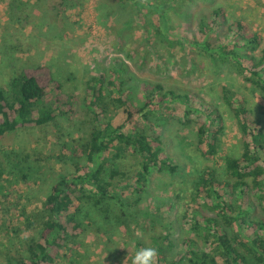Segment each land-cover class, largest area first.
Segmentation results:
<instances>
[{
	"label": "rangeland",
	"instance_id": "obj_1",
	"mask_svg": "<svg viewBox=\"0 0 264 264\" xmlns=\"http://www.w3.org/2000/svg\"><path fill=\"white\" fill-rule=\"evenodd\" d=\"M76 1L0 0V87H10L12 77L23 68L49 65L56 80L62 83V91L81 96L87 78L104 74L109 79L121 68L123 61L124 91L135 105L146 101V86L150 89L158 83L192 97L170 104V109H174L171 117L163 107L154 108L155 116L164 124L163 127L155 126L154 132L161 133L162 142L154 144L162 145L166 157L170 156L171 162L179 165L177 173L153 167L149 192L137 205L132 179L118 185L115 191L138 212L131 216L128 209L116 207L115 202L109 208L111 220L105 208L92 209L90 221L96 231L86 233L80 239L81 248L70 255L66 251L68 259L61 258L58 264H131L137 249L155 248L154 237L159 236L163 243L167 241L164 234L168 232L177 244L174 252H182L181 237L186 228L179 218L192 205L190 201L180 202L174 194L177 190L183 191L193 180L189 175L195 174L196 165L186 159L184 151L193 144L196 128L200 125V112L221 110L223 120L214 121L223 127L217 134L223 149L221 153H228L237 147L241 135L237 121L223 109L224 86L233 91L251 92L244 87V84L249 85L244 75L231 69L230 64L222 63L218 57L200 51L193 42L199 38L202 19L210 25L217 7L225 8L229 20L222 31H226L230 23L241 20L264 37V0H157L161 15L154 9L149 10L148 1L144 0V5L140 6L142 15L128 25L129 38L126 36L122 47L116 43L115 30L106 29V10H99L96 0H84L81 4ZM131 13V8H117L111 17V25L113 22L123 25ZM162 15L166 22L161 26ZM243 51L257 58L261 56V48L254 52ZM200 61L207 64L204 75L200 72ZM111 91L112 98L119 95L117 88ZM58 93L57 89L50 91L44 102L54 106V96ZM254 99L264 105L259 94L256 93ZM188 111L190 117L187 119ZM68 116L60 117L58 122L62 128L59 124L44 130L20 128L0 139V264H12L14 255H27L30 241L38 238L41 226L28 229L27 235L25 216L21 211L42 214L50 184L65 164L63 159L68 156V151H76L77 140L88 136V126L82 122L85 111H81L77 119L75 114ZM126 116L125 107H117L112 113L113 127L121 125ZM132 127L133 124H129L125 131ZM62 136L64 140L60 143ZM114 152L110 151L109 158ZM9 154L21 160L22 170L11 167ZM202 163L204 166L212 164L203 160ZM110 166L111 161L108 168ZM186 179L188 181L183 182ZM183 195L187 196V192ZM117 212L120 222L113 219ZM158 260L157 252L155 264ZM220 262L224 264L223 258Z\"/></svg>",
	"mask_w": 264,
	"mask_h": 264
},
{
	"label": "trees",
	"instance_id": "obj_2",
	"mask_svg": "<svg viewBox=\"0 0 264 264\" xmlns=\"http://www.w3.org/2000/svg\"><path fill=\"white\" fill-rule=\"evenodd\" d=\"M96 1L99 10H106L107 31L115 30L116 43L122 47L129 36L127 27L140 18V6L145 1ZM147 1L149 10L154 9L161 15L157 0ZM121 7L131 8V17L122 22L123 25L113 21L111 25L113 13ZM213 14L210 25L202 19L199 38L193 44L201 48L200 51L218 57L222 63L230 64L231 69L244 75L249 84L244 87L251 92L233 91L224 86L222 95L223 109L237 121L241 138L237 147L221 153L223 149L217 134L223 127L215 121L223 120L224 115L218 108L209 113L200 112V125L196 128L193 144L184 151L186 159L196 165L195 174L189 175L193 180L183 191L177 190L174 194L180 202L186 200L192 205L179 218L186 228L181 237L183 250L174 252L177 244L171 240V233L164 234L167 241L163 243L155 236L157 264H222L220 258L224 264H264V105L254 99L256 93L264 99V37L241 20L230 23L227 30L222 31L224 24L229 22L225 8L217 7ZM97 19L99 21V11ZM160 20L162 26L166 22L164 15ZM213 30L214 34L208 40ZM259 48L261 56L258 58L243 51L254 52ZM121 64L109 79L104 74L87 78L81 96L62 91L63 85L56 80L49 65L23 68L12 77L10 87H0V139L20 128L44 130L54 124L60 126V117L75 114L77 119L81 111L86 114L82 122L88 126V136L77 140L76 151H68V156L63 159L65 164L50 184L42 214L21 211L25 216L27 235L28 229L36 225H40L41 230L38 238L31 239L27 255H14L12 264H58L61 258L68 259L75 249L81 248L80 239L95 230L90 221L92 209L105 208L111 220L109 208L115 202L116 207L128 209L131 216L138 212L115 191L118 185L132 179L137 205L149 192L153 167L177 173L179 165L171 162L170 156L166 157L162 145L154 144L162 142L161 133L154 132L155 126H164L155 116L154 108L163 107L171 117L174 109H170V104L192 96L158 83L152 85V89L146 86V101L135 105L130 95L125 94L126 81L122 78L125 66L123 61ZM206 69L207 64L203 61L200 64L202 75ZM115 88L119 95L112 98L111 90ZM54 89L59 93L54 96L53 106L44 102V98ZM119 106L125 107L127 116L121 125L113 127L112 113ZM188 115L189 111L185 118L188 119ZM129 124L133 127L125 131ZM63 140L62 136L60 143ZM111 150L115 152L109 158ZM9 157L11 167L22 170L21 160L14 159L12 154ZM202 160L212 164L204 166ZM23 177L28 178L25 173ZM183 192H187V196ZM114 216V221L120 222L118 212Z\"/></svg>",
	"mask_w": 264,
	"mask_h": 264
},
{
	"label": "clouds",
	"instance_id": "obj_3",
	"mask_svg": "<svg viewBox=\"0 0 264 264\" xmlns=\"http://www.w3.org/2000/svg\"><path fill=\"white\" fill-rule=\"evenodd\" d=\"M157 250L153 247H142L137 249L132 257L131 264H155Z\"/></svg>",
	"mask_w": 264,
	"mask_h": 264
}]
</instances>
